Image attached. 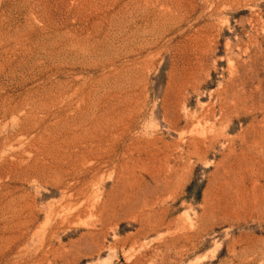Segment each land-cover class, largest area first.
Segmentation results:
<instances>
[{"label":"rangeland","instance_id":"rangeland-1","mask_svg":"<svg viewBox=\"0 0 264 264\" xmlns=\"http://www.w3.org/2000/svg\"><path fill=\"white\" fill-rule=\"evenodd\" d=\"M0 264H264V0H0Z\"/></svg>","mask_w":264,"mask_h":264}]
</instances>
